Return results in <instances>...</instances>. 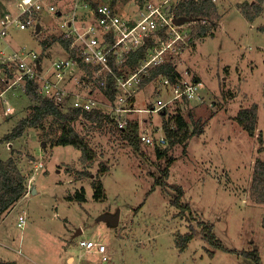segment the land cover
<instances>
[{"label": "rangeland", "instance_id": "obj_1", "mask_svg": "<svg viewBox=\"0 0 264 264\" xmlns=\"http://www.w3.org/2000/svg\"><path fill=\"white\" fill-rule=\"evenodd\" d=\"M15 1L0 0V15L9 10L14 16ZM49 1L61 9L62 16L43 9L41 33L10 26L6 37L0 39V50L31 49L41 57L42 41L52 34L60 36V24L70 18L67 13L72 10L71 0ZM88 1L81 15L75 16L77 25L86 20L85 13L94 4L110 0ZM138 1L117 0L114 5L124 17L131 18ZM244 2L259 1L214 0L215 11L209 14L206 35L191 34L192 40L172 59L180 72L187 71L186 79L203 83L195 100H177L166 107V116L160 111L129 115L139 122L142 133L155 137L164 134L163 122L173 124L172 116L179 107L190 129H202L185 148L180 143L170 148L166 142L158 146L166 151L157 157V146L142 142L143 154H138L109 117L102 125L72 122L95 154L90 162L81 161L80 151L71 145L51 146L48 132L52 125L58 126L52 117L44 126L28 127L20 137L0 144V159L12 155L21 173L29 178V186L34 187L0 217L1 260L16 264H255L247 253L257 249L258 264H264V204L249 193L254 161L257 157L264 160V0L260 2L262 12L253 20H247L238 7ZM44 57L43 69L50 68L53 55ZM75 76L64 84H75L82 71ZM22 87L15 85L5 93L12 113L5 112L0 97V123L10 118L0 128V138L37 103L19 90ZM162 88L160 78L139 85L135 106L152 107L158 98L169 97ZM103 93L94 90L99 99L104 98ZM104 102L103 110L109 113L108 102ZM254 103L262 151L257 150V137L249 136L234 119L240 108ZM168 157L175 160L166 184L154 185ZM104 166L107 169L102 171ZM98 180L104 193L101 199L93 198ZM175 185L182 187L181 201L189 205L182 213L172 203ZM81 191L84 201L74 198ZM105 213H117L118 223L101 220ZM19 214L26 218L23 228L18 225ZM201 221L212 224V231L231 251L212 248L200 232ZM190 230L195 236L180 251L175 240ZM80 238L103 243L108 259L102 261L95 250L83 252L78 247Z\"/></svg>", "mask_w": 264, "mask_h": 264}, {"label": "built area", "instance_id": "obj_2", "mask_svg": "<svg viewBox=\"0 0 264 264\" xmlns=\"http://www.w3.org/2000/svg\"><path fill=\"white\" fill-rule=\"evenodd\" d=\"M86 4L85 2L83 5ZM176 4L174 0H140L136 4L134 16L126 18L122 15V10L111 5V0L99 2L86 14V20L77 25L74 21L75 16L79 15L76 12L78 7L76 2L71 13H67L70 14V18L60 24L62 28L60 36L69 39L67 55L53 59L50 68L43 69L41 57L34 50H0V84L3 82L0 97L8 88L15 85L24 86L26 79H32L38 87V95L42 99H50L63 111L70 108L102 111L106 100L110 107L109 113H106L118 130L127 126L132 112L158 113L177 100L178 102L195 100L203 83L186 79L184 76L187 77V71L180 72L172 59L185 47L186 41L192 40L193 25L206 24L207 21L177 14ZM15 7L17 12L14 16L6 10L0 17V39L6 37L10 26L19 30L29 28L35 30V26L40 23L43 9L47 12H58L57 5L49 0H16ZM177 19L184 21L176 23ZM144 44H147V49L138 66L134 69L126 66L128 54ZM111 54L114 59L110 58ZM77 60L88 66L90 71L85 68L83 70ZM168 61L180 74L176 75L174 80L158 74L149 81L160 78L162 89L169 93V97L158 98L152 107L138 109L134 97L141 79L149 77L151 69ZM81 71L82 77L76 79L74 84L76 87L64 84L68 77L77 78L75 75ZM110 77L114 86V97L109 99L103 93L104 98H97L94 90L102 91ZM3 102L6 103L5 97ZM4 107L6 113L13 111L10 105ZM140 141L152 146L166 143L164 134L154 137L152 134L142 133V130ZM38 166L42 164L39 163ZM17 219L18 225L23 228L26 218L19 214ZM78 247L85 253L95 250L101 254L102 261L108 259L105 255L106 247L101 242L82 238L78 241Z\"/></svg>", "mask_w": 264, "mask_h": 264}, {"label": "trees", "instance_id": "obj_3", "mask_svg": "<svg viewBox=\"0 0 264 264\" xmlns=\"http://www.w3.org/2000/svg\"><path fill=\"white\" fill-rule=\"evenodd\" d=\"M117 0H111V5H114ZM259 2H244L243 4H238V7L241 8L243 15L247 20H253L262 12V7L260 6V2L262 0H257ZM96 4H94V7ZM176 13L182 14L186 18H200L206 19L207 23H210L209 14L211 11H215L213 7V2L210 0H181L176 4ZM195 27V28H194ZM192 28L191 34L193 37L204 36L206 35L209 27L206 24L195 25ZM191 35V38H192ZM57 41L60 46L64 49H68L69 39L62 38L61 36H57L52 34L48 36L46 39L42 41V48L44 50L45 46ZM147 44H144L138 50L130 52L125 61V65L134 69L138 66L140 60L145 56ZM111 59H114L113 54L110 55ZM81 67H84L87 71H90L88 66H85L83 62L77 60ZM4 68V65H2ZM158 74H162L168 77L170 80H174L176 75H179V71L175 68V66L170 62H165L163 64H159L157 67L150 70L149 77H143L141 79L140 85H144V83L149 82L150 79L156 77ZM12 75L11 73L9 74ZM113 85L112 78L110 77L107 81V86L102 87V91L109 99L114 97L113 94ZM24 92L32 99L37 100V103L32 105L31 111L27 114V116L19 119L17 123L14 125L11 130L4 134L0 138V144L2 142L9 143L11 140L16 139L23 135L28 127H41L44 126L43 123L48 117H52V119L56 122L58 126L52 125L49 132L48 137L50 138L51 146L60 145L66 146L71 145L80 151V160L85 162H90L94 159V152L89 146L88 142L83 140V138L79 135L77 130L75 129L72 122L74 121H88L97 123L98 125H102V122L108 118V114L104 110L91 109V110H80L76 108H70L68 110L63 111L58 106H55L50 99H42L38 95V87H36V83L32 79H26L24 83ZM256 104H252L250 107L240 108L234 119L242 126L244 130L248 133L249 136H256L260 146L257 148L258 151L263 150V137L261 136V131L257 129V119H256ZM160 113L162 116H166L167 109L161 110ZM173 124L170 121L163 122V132L165 136V140L168 144V147H174L178 145V143L183 144L184 148L187 146L188 140L199 134L202 129L193 128L190 129L188 121L181 114L180 108L177 107L175 113L172 116ZM127 126L124 129H121V133L123 138L128 142L131 148L138 154H143V149L141 147L142 141H140V128L139 122L137 120H128ZM185 150V149H183ZM166 149H162L160 147H156L155 152L157 157H160L164 154ZM175 158L168 157L166 165L160 169V175L156 178L154 185H163L166 184L165 178H167L169 174V167L173 163ZM107 167H103L102 171L106 170ZM252 178L249 187L250 197L253 198L258 203L264 204V160L260 157H257L254 161L253 170H252ZM25 176L21 173L18 164L16 163L13 156L6 159H0V217L7 213L11 207L19 201V199L26 193L27 190V182L25 181ZM93 198L101 199L104 196L103 187L101 181L98 180L94 186ZM174 189L176 191L172 203L176 207L180 208L179 213L184 212L185 210H189L188 203H183L181 201V197L183 196V189L179 185H175ZM74 198L80 201H84L85 198L83 196V191L80 193H75ZM70 199V198H68ZM262 226L264 227V209L262 211ZM201 225L200 232H202L203 238L207 241V243L214 249H223L227 251H231L224 247L221 240L217 238L216 234L212 231V224L208 222L201 221L199 222ZM192 229V228H191ZM195 236V232L192 230L188 232H184L183 234H179L177 239L175 240V244L178 249L181 251L186 246L187 243ZM211 253H214L212 251ZM250 255L255 264H258L259 254L257 249L251 250L247 253ZM0 264H16L15 261H6L0 259Z\"/></svg>", "mask_w": 264, "mask_h": 264}, {"label": "crops", "instance_id": "obj_4", "mask_svg": "<svg viewBox=\"0 0 264 264\" xmlns=\"http://www.w3.org/2000/svg\"><path fill=\"white\" fill-rule=\"evenodd\" d=\"M72 1V7H73V5L77 2V4H78V7L76 8V12H78V14L79 15H81L80 13L84 10V9H82V6H83V8H84V6H86V5H83L85 2H87L86 0H78V1H75V0H71ZM60 3H61V0H60ZM90 2L88 1V4H89ZM58 7V6H57ZM81 9V10H80ZM80 10V11H79ZM87 12H89V11H87ZM57 14L58 15H61L62 16V11H61V9L58 7V12H57ZM85 14H87V13H85ZM2 15H0V17H1ZM79 19V18H78ZM39 25H40V29H39V33H41L42 32V28H43V26H42V23L40 22L39 23ZM7 50H9V49H7ZM7 50H5V51H7ZM45 55H47V56H50V55H53V59H55V58H58V57H60V58H62V57H64V56H66L67 55V51H66V49H64V48H62L61 46H60V44L57 42V41H54V42H52V43H50V44H48V45H46L45 46V48H44V52H43V54L41 55V61H43V60H45V58L46 57H44ZM51 58V57H50ZM52 59V60H53ZM51 60V61H52ZM176 65H177V63H176ZM68 83V82H67ZM70 83H68V86H71V85H69ZM3 86V85H2ZM73 87H76L74 84L72 85ZM14 87V86H13ZM18 87V86H17ZM12 88V87H11ZM16 88V87H15ZM2 90V89H1ZM0 90V91H1ZM20 91L21 90H23L24 91V89L22 88H20L19 89ZM9 91V88L2 94V97H5V100H6V103H5V105H8L7 104V98H6V96H5V93H7ZM23 91H21L23 94H25V92H23ZM13 93V92H12ZM15 93V92H14ZM12 113V112H11ZM10 120V118L9 119H4L3 120V123H0V128L2 127V125H4V124H6V123H8V121ZM13 123V125L12 126H14V122H12ZM11 123V124H12ZM12 156V155H11ZM10 157V156H9ZM8 158V157H7ZM4 160V159H3ZM26 182H27V190H26V193L24 194V196L23 197H25L27 194H28V191H29V189L31 188V186L32 185H30L29 186V178L27 179L26 178V180H25ZM31 190V189H30ZM22 198V197H21ZM20 198V199H21ZM20 199H19V201H20ZM19 201H17L12 207H11V209L10 210H12L18 203H19ZM9 210V211H10ZM20 227V226H19ZM21 228V227H20ZM82 232V230L81 231H77V233H81ZM80 239H82V238H80ZM89 252V251H88Z\"/></svg>", "mask_w": 264, "mask_h": 264}, {"label": "water", "instance_id": "obj_5", "mask_svg": "<svg viewBox=\"0 0 264 264\" xmlns=\"http://www.w3.org/2000/svg\"><path fill=\"white\" fill-rule=\"evenodd\" d=\"M182 21H184V19H177L175 22L176 23H180V22H182ZM39 29H40V25L39 24H37L36 26H35V31L34 32H36V33H39L40 31H39ZM43 143V142H42ZM45 143H43V145H44ZM31 188H34L33 186H31ZM30 188V189H31ZM32 190V189H31ZM102 217H101V220H108L110 223H112V224H117L118 223V214L116 213V214H109V213H105L104 215H101Z\"/></svg>", "mask_w": 264, "mask_h": 264}]
</instances>
